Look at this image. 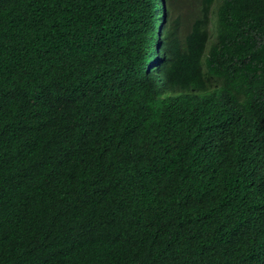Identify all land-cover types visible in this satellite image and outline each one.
<instances>
[{"label": "trees", "instance_id": "16d2710c", "mask_svg": "<svg viewBox=\"0 0 264 264\" xmlns=\"http://www.w3.org/2000/svg\"><path fill=\"white\" fill-rule=\"evenodd\" d=\"M183 1L154 81L159 0H0V264H264V0Z\"/></svg>", "mask_w": 264, "mask_h": 264}, {"label": "clouds", "instance_id": "9594fccd", "mask_svg": "<svg viewBox=\"0 0 264 264\" xmlns=\"http://www.w3.org/2000/svg\"><path fill=\"white\" fill-rule=\"evenodd\" d=\"M159 5L157 9V20L155 25V33L153 35V44H152V51H151V66L147 69L148 72H150L151 76L153 77V80L155 81L157 77L160 76V65L162 62L161 59V39L163 36V33L165 31V26L167 22V8H166V2L165 0H159ZM189 15V14H188Z\"/></svg>", "mask_w": 264, "mask_h": 264}, {"label": "rangeland", "instance_id": "374dc122", "mask_svg": "<svg viewBox=\"0 0 264 264\" xmlns=\"http://www.w3.org/2000/svg\"><path fill=\"white\" fill-rule=\"evenodd\" d=\"M193 3H194V0H184L181 3L182 5L180 6V9H182L181 10V13L177 12V13H175V15L176 16H180L182 21L185 20L186 17H191V15H188V14H191V11L190 10L192 8L191 5ZM180 29L182 30L183 27L182 28L180 27Z\"/></svg>", "mask_w": 264, "mask_h": 264}]
</instances>
